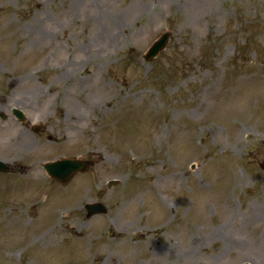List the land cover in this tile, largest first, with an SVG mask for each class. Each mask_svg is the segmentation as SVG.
<instances>
[{"label": "rangeland", "instance_id": "rangeland-1", "mask_svg": "<svg viewBox=\"0 0 264 264\" xmlns=\"http://www.w3.org/2000/svg\"><path fill=\"white\" fill-rule=\"evenodd\" d=\"M2 111L0 264H264V0H0Z\"/></svg>", "mask_w": 264, "mask_h": 264}, {"label": "water", "instance_id": "water-1", "mask_svg": "<svg viewBox=\"0 0 264 264\" xmlns=\"http://www.w3.org/2000/svg\"><path fill=\"white\" fill-rule=\"evenodd\" d=\"M170 32H165L161 35V37L156 40L152 46L149 48L148 52L146 53L147 59L154 58L162 49L165 48L169 37ZM19 111V110H18ZM16 113L23 117L20 111ZM2 116H5L2 114ZM89 162L83 161L76 158H67L61 160H55L53 162H47L45 164V168L52 174L54 177L58 178L59 180L66 182L68 181L76 172L80 170H84ZM9 166L3 162H0V169H8ZM86 208L88 210V215H93L95 213H106L108 211L107 206L102 202H95V203H87ZM248 264V263H246Z\"/></svg>", "mask_w": 264, "mask_h": 264}, {"label": "bare ground", "instance_id": "bare-ground-1", "mask_svg": "<svg viewBox=\"0 0 264 264\" xmlns=\"http://www.w3.org/2000/svg\"><path fill=\"white\" fill-rule=\"evenodd\" d=\"M263 210H264V203L263 202H259V203L254 204L253 211H257L258 213H260ZM217 231H218V228L216 229V232Z\"/></svg>", "mask_w": 264, "mask_h": 264}]
</instances>
